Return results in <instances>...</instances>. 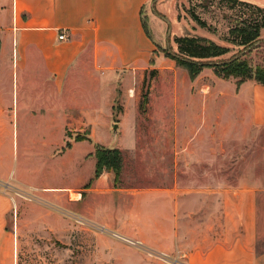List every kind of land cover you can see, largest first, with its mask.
Masks as SVG:
<instances>
[{"label": "crops", "instance_id": "obj_1", "mask_svg": "<svg viewBox=\"0 0 264 264\" xmlns=\"http://www.w3.org/2000/svg\"><path fill=\"white\" fill-rule=\"evenodd\" d=\"M151 2L0 0V184L10 178L14 161L16 167L20 164L15 184L0 185V264H18L19 246L34 239H54L74 253L76 239L92 235L101 264H150L143 247L158 248L160 243L167 254L179 252L184 264H264V252L257 250L260 188L246 176L238 184L218 182L208 190L167 189L163 217L157 215V206L148 216L118 204L115 208L113 202L102 206L94 193L104 190L103 174L96 186H88L83 178L73 184L42 180L37 186L26 176L28 163L42 160L47 144L56 145L50 157L68 160L78 145L90 141H78L66 132L75 126L76 116H94L102 93L113 97L115 90L108 84L117 71L122 69L119 79L124 80L126 66L137 73L151 64L154 43L144 27V9ZM63 32L67 37L61 40ZM238 88L253 123L263 129L264 84L247 79ZM49 95L65 104L53 110L58 118L46 122L43 102ZM135 115V109L125 113ZM20 118L36 124L18 125ZM55 132L61 134L57 140ZM134 144L135 138L116 148ZM88 156L95 158L94 151L79 154L80 160ZM220 179L219 174L207 178ZM135 228L148 229L149 240L138 238Z\"/></svg>", "mask_w": 264, "mask_h": 264}, {"label": "rangeland", "instance_id": "obj_2", "mask_svg": "<svg viewBox=\"0 0 264 264\" xmlns=\"http://www.w3.org/2000/svg\"><path fill=\"white\" fill-rule=\"evenodd\" d=\"M248 1L264 7V0ZM199 2L194 0L195 10L208 23L207 27L200 26L190 17L187 12L189 0H152L145 7V27L154 43L151 64L137 73L135 67L126 66V80L119 79L122 69L117 71L118 75L108 84L110 90H115L113 97L110 94L108 98V94L102 93L98 104L97 100H93L96 104L94 116H76L75 126L71 125V130L66 132L74 139L89 138L90 141L78 145L75 154L68 160L50 157L56 145L47 144L43 159L28 163L26 176L30 185L40 186L42 180L73 184L75 179L83 178L89 182L88 186H96L103 174L104 183L100 186L104 190L94 193L102 206V203L108 206L113 202L115 208L118 204L143 216H148L157 206L159 217L164 216L167 189L193 190L202 187L208 190L218 182L238 184L240 178L246 176L260 188L257 250L264 252V128L253 123L247 101L237 95L239 85L247 80V76L228 77L225 72L223 74L222 67L217 68L221 73L214 67L238 57L252 69L264 68V29L260 38L250 46H235L226 40L232 24L230 16H234L235 11L222 0H216L207 8L200 7ZM181 35L206 38L228 47L229 52L207 61L209 67L193 78L187 67L177 64L169 56L177 53L174 39ZM43 103L45 121L48 122L53 117L58 118L59 114L53 110L65 101H55L49 95ZM128 109H135L136 115L126 117ZM202 121H206L208 127L205 128ZM115 123H118L116 132ZM20 124L31 128L36 121L20 118ZM76 128L83 130L75 131ZM52 135L54 140L61 136L59 132ZM133 138L135 144L132 147L119 148L122 151L119 177L113 170H108L96 178L95 158L88 156L80 160L81 153H95V144L116 148L131 144ZM16 163L15 160L12 164L10 178L1 182L2 187H7L8 183L15 184L14 178L20 168L19 162L17 167ZM213 174H219L221 179L217 182L207 180ZM18 188L35 193L29 187L18 185ZM64 210L68 216V209ZM95 231L104 229L94 228ZM133 231L138 238L149 240L148 229L135 228ZM33 241L19 246L18 264H101L100 257L95 253V235L76 239L79 246H74V253L54 239L38 238ZM143 248L147 251L150 264H184L179 252L165 253L164 243L158 244V248Z\"/></svg>", "mask_w": 264, "mask_h": 264}, {"label": "trees", "instance_id": "obj_3", "mask_svg": "<svg viewBox=\"0 0 264 264\" xmlns=\"http://www.w3.org/2000/svg\"><path fill=\"white\" fill-rule=\"evenodd\" d=\"M199 1L200 7L207 8L209 5H213L216 0ZM222 1L227 3L228 8L235 11V15L230 16L232 24L229 27L226 40L235 46L244 48L255 43L260 38L261 31L264 29V7L244 0ZM189 3L190 8L187 12L190 17L200 26L207 27L208 23L195 10L194 0H189ZM174 41L177 46V53L169 54V56L177 64L187 67L193 78L198 76L202 69L209 67V62L207 61L229 52L228 47L196 35L176 36ZM220 64L222 65L214 67L216 69L219 67L221 69L222 67L223 74L225 72V75L228 77H241L245 75L247 79L253 78L264 84V68L257 67L252 69L248 64L241 62L238 57L221 62ZM217 71L221 73L220 70L217 69ZM76 140L81 141L83 138H77ZM70 145V142H68L67 146ZM94 156L96 159V178L108 170H113L116 176L119 177L122 166V151L119 148H110L95 144Z\"/></svg>", "mask_w": 264, "mask_h": 264}, {"label": "built area", "instance_id": "obj_4", "mask_svg": "<svg viewBox=\"0 0 264 264\" xmlns=\"http://www.w3.org/2000/svg\"><path fill=\"white\" fill-rule=\"evenodd\" d=\"M67 36H66V33H61L60 35H59V39H65Z\"/></svg>", "mask_w": 264, "mask_h": 264}, {"label": "bare ground", "instance_id": "obj_5", "mask_svg": "<svg viewBox=\"0 0 264 264\" xmlns=\"http://www.w3.org/2000/svg\"><path fill=\"white\" fill-rule=\"evenodd\" d=\"M72 197H74V198H79L80 195H79V194L72 193ZM80 199H81V198H80ZM77 200H78V199H77Z\"/></svg>", "mask_w": 264, "mask_h": 264}, {"label": "water", "instance_id": "obj_6", "mask_svg": "<svg viewBox=\"0 0 264 264\" xmlns=\"http://www.w3.org/2000/svg\"><path fill=\"white\" fill-rule=\"evenodd\" d=\"M117 127H118V123H115V124H114V131H115V132L117 131Z\"/></svg>", "mask_w": 264, "mask_h": 264}]
</instances>
